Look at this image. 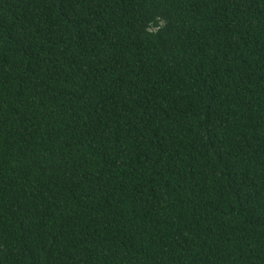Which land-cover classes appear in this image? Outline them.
<instances>
[{"label":"trees","instance_id":"1","mask_svg":"<svg viewBox=\"0 0 264 264\" xmlns=\"http://www.w3.org/2000/svg\"><path fill=\"white\" fill-rule=\"evenodd\" d=\"M0 264H264V0H0Z\"/></svg>","mask_w":264,"mask_h":264},{"label":"clouds","instance_id":"2","mask_svg":"<svg viewBox=\"0 0 264 264\" xmlns=\"http://www.w3.org/2000/svg\"><path fill=\"white\" fill-rule=\"evenodd\" d=\"M161 27L163 26V22H161V25H160Z\"/></svg>","mask_w":264,"mask_h":264}]
</instances>
